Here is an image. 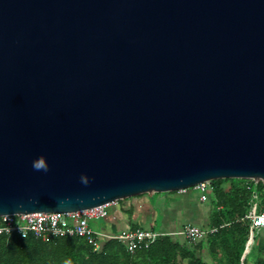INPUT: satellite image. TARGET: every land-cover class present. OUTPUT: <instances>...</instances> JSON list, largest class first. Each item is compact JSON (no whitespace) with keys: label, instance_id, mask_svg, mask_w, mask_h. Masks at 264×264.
Returning a JSON list of instances; mask_svg holds the SVG:
<instances>
[{"label":"water","instance_id":"obj_1","mask_svg":"<svg viewBox=\"0 0 264 264\" xmlns=\"http://www.w3.org/2000/svg\"><path fill=\"white\" fill-rule=\"evenodd\" d=\"M225 179L264 184V0H0V216Z\"/></svg>","mask_w":264,"mask_h":264},{"label":"trees","instance_id":"obj_2","mask_svg":"<svg viewBox=\"0 0 264 264\" xmlns=\"http://www.w3.org/2000/svg\"><path fill=\"white\" fill-rule=\"evenodd\" d=\"M230 183L228 190L223 184ZM213 190L212 202L216 210L211 226L217 231L210 238V248H218L224 254L226 264H245L241 255L249 236V222L244 216L250 209L252 196L257 193L264 201V184L250 180L225 179L210 183ZM176 264L187 259L188 264H204L196 258L189 243L179 244L167 236H159L148 248L133 252L117 240H103L98 251L80 237H52L42 241L29 236L7 238L0 235V264Z\"/></svg>","mask_w":264,"mask_h":264},{"label":"crops","instance_id":"obj_3","mask_svg":"<svg viewBox=\"0 0 264 264\" xmlns=\"http://www.w3.org/2000/svg\"><path fill=\"white\" fill-rule=\"evenodd\" d=\"M222 187L226 191L230 183L223 184ZM206 195L207 200L201 202L200 193L190 188L185 192L144 194L116 201L109 208L107 218L103 219L105 222L103 227L98 228L95 225L94 229L107 235L129 229L154 230L160 236L169 237L173 242L189 243L195 257L201 259L204 264H226L223 252L218 248L214 250L210 248L212 235L196 242H190L180 235L185 225L201 229L212 228L213 213L221 208L215 207L212 202L213 190L210 183ZM179 215L181 219L178 218ZM159 218L161 222L158 227L156 223ZM244 259H246L245 264H264V228L255 233L247 253L244 248L240 261ZM141 262L144 263V261ZM176 264H188V260L178 259Z\"/></svg>","mask_w":264,"mask_h":264},{"label":"built area","instance_id":"obj_4","mask_svg":"<svg viewBox=\"0 0 264 264\" xmlns=\"http://www.w3.org/2000/svg\"><path fill=\"white\" fill-rule=\"evenodd\" d=\"M252 181L257 184V181ZM208 182L197 184L193 187L200 193V201L207 200ZM186 189L180 190L185 192ZM116 201L104 205L92 207L75 212H43L29 214H14L0 216V235L7 238L18 236L25 239L32 236L42 241H47L52 237L76 236L82 238L93 251H98L103 240H117L123 243L127 250L133 252L141 248H148L160 236L154 230L129 229L107 235L91 226L92 222H97L107 218L109 208ZM249 222V236L247 242H253L257 231L264 228V201L260 202L257 193L252 196L250 209L244 216ZM216 228L201 229L192 225H185L180 232L186 240L196 242L209 235L214 234ZM246 242V244H247Z\"/></svg>","mask_w":264,"mask_h":264},{"label":"clouds","instance_id":"obj_5","mask_svg":"<svg viewBox=\"0 0 264 264\" xmlns=\"http://www.w3.org/2000/svg\"><path fill=\"white\" fill-rule=\"evenodd\" d=\"M32 168L35 171H43V172L47 173L49 171V164L47 162L46 157L41 155L38 158L34 159L32 161ZM80 180L85 185H87L90 182L89 177L87 175H83V174L81 175Z\"/></svg>","mask_w":264,"mask_h":264},{"label":"rangeland","instance_id":"obj_6","mask_svg":"<svg viewBox=\"0 0 264 264\" xmlns=\"http://www.w3.org/2000/svg\"><path fill=\"white\" fill-rule=\"evenodd\" d=\"M179 219H181L182 217H180V215H179V217H178ZM161 219L159 218L158 220H157V223H156V225L159 227V224H160V221ZM104 220H99V221H97V222H92L91 223V226L93 227V228H95V225L98 227V228H101V227H103V225H104Z\"/></svg>","mask_w":264,"mask_h":264},{"label":"bare ground","instance_id":"obj_7","mask_svg":"<svg viewBox=\"0 0 264 264\" xmlns=\"http://www.w3.org/2000/svg\"><path fill=\"white\" fill-rule=\"evenodd\" d=\"M251 243V244H250ZM251 245H252V241L251 240H249L248 242H247V249L249 250V248L251 247Z\"/></svg>","mask_w":264,"mask_h":264}]
</instances>
